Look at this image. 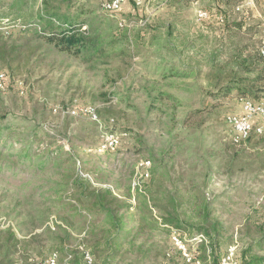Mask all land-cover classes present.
Segmentation results:
<instances>
[{
    "label": "rangeland",
    "instance_id": "374dc122",
    "mask_svg": "<svg viewBox=\"0 0 264 264\" xmlns=\"http://www.w3.org/2000/svg\"><path fill=\"white\" fill-rule=\"evenodd\" d=\"M42 1L0 0V71L9 76L0 92V226L22 241L42 234L29 258L20 248L9 260L42 264L57 252L61 264H86L81 247H92L91 230L105 249L98 212L75 200L78 178L89 192L110 189L114 208L129 205L119 211L125 226L117 249L94 264H187L152 203L154 222L141 227L137 195L146 192L180 219L203 264H213L205 231L222 257L233 246L239 259L248 248L264 257V134L234 144L225 116L241 112L239 96L218 94L239 73L257 80L250 99L261 98L264 78L238 61L264 44V0H146L114 15L102 9L105 0H48L86 21L88 45L73 51L44 36ZM120 19L130 28L120 29ZM111 130L128 136L116 152L97 153ZM28 149L46 154L34 160ZM140 159L152 162L154 179L143 191L133 188ZM65 233L67 248L58 250Z\"/></svg>",
    "mask_w": 264,
    "mask_h": 264
},
{
    "label": "trees",
    "instance_id": "16d2710c",
    "mask_svg": "<svg viewBox=\"0 0 264 264\" xmlns=\"http://www.w3.org/2000/svg\"><path fill=\"white\" fill-rule=\"evenodd\" d=\"M131 3V2H130ZM128 4V3H127ZM133 4V3H132ZM135 5V4H134ZM124 7V6H123ZM122 7V8H123ZM122 10V9H121ZM114 15V14H111ZM39 20L41 24V28L44 29V36L47 40L54 43L57 47L73 51V49H81L82 47H86L88 45L85 35L87 32V27L84 25L86 21L84 20H77L76 18L70 17L68 14H63L59 11L57 7H53L49 4L48 0L42 1V8L40 9L39 13ZM57 23V24H56ZM119 26V24H118ZM120 29H127L129 27H123ZM78 53V51H77ZM264 58L262 57L259 51H256L253 55L245 56L243 59H239L238 66L239 69L245 73H252L258 71V79L264 78V67H261L263 64ZM239 73H234V78L232 82L226 85L224 88L220 89L218 92L221 96H227L233 91L237 92L238 98H250V96L256 94V90L249 87H256L255 81L257 80H250L247 77H239ZM251 81V85H248V82ZM125 133V132H124ZM252 138V137H251ZM250 138V139H251ZM249 139V140H250ZM46 152H38L33 151L32 149H28L25 153V156L32 159H39L42 158ZM47 159L50 161L53 159L52 155H49ZM43 162V161H41ZM153 176V171L151 172V177ZM151 180H154L151 178ZM77 188V194L74 195L77 205L80 206L83 210H90V211H97V215L101 218V221L105 224V227L101 233V235L106 236L107 245L104 250L101 248V241L98 239L99 234L95 231H89L87 234V238L92 242L94 241L91 248L88 250L91 252L93 257H101L106 252L114 253L117 249V245L119 244V235L122 232L125 226V217L124 215H119L120 210L127 209L129 205H118L114 208L115 204H118L119 199L113 194L110 189L106 190H94L89 192L87 185H85V181L82 178H78L74 182ZM81 193H78L82 191ZM146 193H139L137 196L139 211L142 215L141 219V227H143L142 222L146 220H150L154 222L151 218V209H158L165 213V219L162 220L163 226L165 228L169 226H173L177 228L180 232H184L181 227L180 219L174 214L173 211L168 210L161 207L156 201V199H151V197ZM156 193V192H155ZM153 191V195L155 194ZM151 194V196H152ZM149 196V200H148ZM170 200L173 201L172 198ZM150 203L151 209H150ZM174 205V202H171L169 207L171 208ZM77 210V208H75ZM175 210V209H174ZM208 218H206L207 220ZM168 229V228H167ZM208 238L211 240L210 249L211 254L208 256L212 259L213 264H221L222 255L218 250L217 243L215 242V238L212 237L207 231H205ZM112 235V237H107V235ZM42 234H32L31 235V242L29 241H22L19 239L17 233L14 231L13 227L9 226L5 229L0 226V264H4L7 261V264H19L18 261H10L9 258L18 251V249L23 248V258L26 259L30 257V246L34 240H37ZM71 237L70 234L65 233L64 238H60L58 241V246H61L60 249L57 247L58 250H63L67 248V241ZM28 242V243H26ZM205 243V242H203ZM207 250V246L204 247ZM252 248H248L242 252L240 259L237 257L239 264H264V257H259L257 255H251ZM67 256L72 257V253H67ZM9 260V261H8Z\"/></svg>",
    "mask_w": 264,
    "mask_h": 264
},
{
    "label": "built area",
    "instance_id": "2783aa9c",
    "mask_svg": "<svg viewBox=\"0 0 264 264\" xmlns=\"http://www.w3.org/2000/svg\"><path fill=\"white\" fill-rule=\"evenodd\" d=\"M146 0H105L102 3V9L110 14H117L121 11L122 7L132 2L135 5H143ZM200 20H207L209 13L200 10L198 13ZM119 26L129 27L130 23L126 19L119 20ZM260 53L264 58V44L260 48ZM9 85V76L0 71V92H5ZM240 104V113H229L225 116V123L229 129V134L232 142L240 145L248 141L253 135L261 136L264 134V91L258 101L250 98H238ZM86 112L98 121V116L94 109L87 108ZM261 123H257V121ZM128 136L127 133L118 132L117 130L107 131L101 142L96 148L97 153H114L122 145L124 137ZM152 162L149 159H140L136 165L135 181L133 188L138 191H143L145 186L144 182L151 178ZM170 231L171 241L174 249L180 254L182 260L187 264H203L202 261L190 250L183 233L173 226L167 227ZM195 240H198L196 238ZM82 257L86 264H94L95 259L88 249L81 247ZM170 257V253L168 254ZM71 259V257H68ZM42 264H61L59 254L57 252L51 253ZM70 264V263H68ZM72 264V263H71ZM221 264H238L236 247H230L227 253L222 257Z\"/></svg>",
    "mask_w": 264,
    "mask_h": 264
},
{
    "label": "crops",
    "instance_id": "0c3cea01",
    "mask_svg": "<svg viewBox=\"0 0 264 264\" xmlns=\"http://www.w3.org/2000/svg\"><path fill=\"white\" fill-rule=\"evenodd\" d=\"M126 5V4H125Z\"/></svg>",
    "mask_w": 264,
    "mask_h": 264
}]
</instances>
